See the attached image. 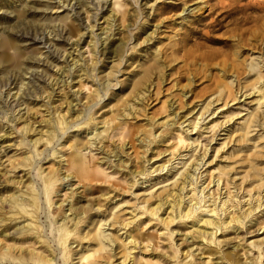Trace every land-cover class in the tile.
Instances as JSON below:
<instances>
[{"label":"rangeland","instance_id":"rangeland-1","mask_svg":"<svg viewBox=\"0 0 264 264\" xmlns=\"http://www.w3.org/2000/svg\"><path fill=\"white\" fill-rule=\"evenodd\" d=\"M216 1L0 0V197L3 199L6 196L7 190L9 191L7 192V196L9 194H13L14 197L18 196L20 186L13 184L16 182L28 181L26 184L31 183L36 188L40 205L39 224L43 230L44 241H48L50 250L53 249L55 251L56 264H66L61 258L64 248L57 245L58 237L56 233V228L62 223L63 218L61 216L57 217L54 226L53 220L56 215H53L52 210H50L52 208H48L47 206L42 193V183L37 177V170L42 168V171L47 173L53 164L55 167L57 166L56 163L59 159L64 161V154L67 155L69 152L67 145L70 140L74 141L77 138L83 140V148L79 153L84 158L88 168L98 178V181H93L88 186L93 185L99 188L91 192L86 191L89 188L83 191L84 189L80 185L78 186L75 180L69 176L67 180L71 181V184H74L71 188L77 192L73 199L79 197L77 200L79 204L85 205L89 201L92 202V200L98 199L107 190H112L113 192H110L109 195H116V198L112 199L110 204H107L109 211L111 210L112 213H116L119 210L121 212H128L129 209L127 208H130L134 203H138V201H135V198L151 196L163 187H168L179 178L182 171H185L188 167L190 169L193 163L197 165L193 164L194 166H192L189 175H193L192 188H196V193L198 192L196 196L197 203L200 202L199 205H195V209L202 206L205 199L207 201L211 198L210 194L213 190L217 189V186L218 191L221 193L220 199L225 198L226 190L222 187V181L217 183L216 180L218 177L216 168H223L228 164L231 167L232 163L239 158H244V162L249 163L251 156L257 154L260 159L254 164L258 169V177L264 181V105H258V93H251L250 95L242 96L239 100L229 102L227 107H224L223 112L228 109L226 114L220 112L221 109H217L212 116V114H209V111V113L203 116V121H198L196 129L193 128L202 109L218 93H207L202 99L195 97V95L197 96L203 90L208 91V76L212 79L218 78L217 76L220 73L215 65L219 64V61L223 57L224 59L231 57L232 60H236L237 58L232 53L233 51L240 52L241 57L239 60H236V63L241 66V69L244 71L243 74L238 78L235 77L236 75H232L225 80V82L232 83L233 90H236V92L240 89H243L241 93L244 92L245 89L241 87H244L247 83L254 82L257 78L261 77L260 84L264 82V37L263 41L259 42L258 45L253 47L247 46L251 42L248 39L252 40V37L249 33H246L244 36L245 42L243 43L245 44L244 48H234L228 56L225 54L229 50L220 45L197 41V44H202V46L196 49V47H192L191 41L186 44L183 43V39L189 37V28L196 27V30H201L200 23L198 22L199 16L203 13L207 14L210 5ZM219 1L224 2L225 6H228L230 3L229 0ZM246 5L250 9L259 8L264 5V0H242L239 3V6ZM167 6H176L177 9L164 13L163 9ZM198 9H202V11ZM111 11L113 13L109 19L108 15ZM121 13L125 14V21L123 23H121L119 17ZM214 17L215 15L212 18H208L205 22H210ZM231 28L230 26L227 29ZM247 29L249 32L253 28ZM110 30L114 32V36L110 37L103 46L99 47L105 37L103 33L110 32ZM224 31L222 29L217 33H210L209 35L221 40H231L228 37L231 34L229 32L223 34ZM236 41L237 38L234 39V44H236ZM94 43H96L97 53H94L92 50ZM104 48H109V50L115 49L118 54L115 57L109 54L105 55L106 57L102 56L100 55V51L103 52ZM173 50L178 51L173 52ZM156 52H160L164 69L161 70L160 68V73L154 74L153 72L150 79L146 82V86L149 87L148 92H145L143 95L140 94L138 96L139 99L134 101L133 108H130V113L125 117L121 116L118 118L119 120H114L110 125L111 129L99 141L95 140V144L89 141L90 143L88 142L89 144H87L86 140L89 139L87 133L75 132L76 127H74L67 130L65 134L57 131L56 139L51 145H42L43 140H41V143L36 147L39 152L42 151L43 153L40 157L32 149L30 150L29 147H31L32 143H30V146H27V142L34 141L36 137H39L37 133L41 130H46L44 129V121L51 119L53 114L56 115V113L60 112L61 115L66 116L67 121H70V116H76L77 114L80 116V119L83 116L85 118L88 114L96 112L95 117L98 119H111L118 114L117 112H122L123 106H118L115 111H112V105L117 99L125 98L130 94L134 84L142 76V70L154 63V54ZM93 53L96 56L97 62H99L91 70L92 72L90 71L91 76L96 78L94 83L91 80L85 82L84 79L80 80L77 77L72 81L69 79L68 83L70 81L71 83L67 86L62 83L65 80L66 72L77 59H80L82 64L87 62L86 64L91 66L94 60ZM188 53L193 54L192 56L195 57L194 65L191 69L189 68V64L192 63ZM218 53L219 57L214 61L206 62L201 60L203 57L209 58L213 54ZM220 54L224 56L222 57ZM250 65L254 66L255 71L248 75L247 70ZM189 69L197 71L195 79H193ZM188 78L193 81L195 80L193 90L192 92L185 93L184 97L181 98L180 88L187 84ZM124 84L125 87L123 88ZM96 89L101 96L99 103L97 102L98 104L89 109L87 107L88 110H85L82 114L80 111L84 110L82 105L85 104L86 97L95 95ZM182 90L185 91L186 89L182 87ZM111 92L117 93L116 98L111 95ZM15 95L16 97H14ZM237 96H239V93ZM140 98L143 101L139 102ZM71 101L72 103L69 107L68 103ZM182 103H184V106ZM219 104L220 102L214 104L211 108H218ZM101 105L105 107L99 109ZM170 105H172L171 108ZM193 106L194 108H192ZM68 108L72 109L67 112ZM191 108L193 109L192 113L188 115V110ZM78 109L79 112L74 114ZM174 113L179 115V117L185 116L178 123L185 122L180 126L178 124L171 126L174 129L178 127L177 130L173 131L172 137L176 138L177 135H181L187 138L182 148L178 147L173 151L176 156L179 154V156H175V160L173 159L174 157L172 158V155H169L171 151L169 149L175 142L172 139L166 141L167 137H165L164 142L156 145L151 144L148 147L150 150L147 148L148 151L143 146L148 145L149 139H146L142 146L139 144V141L144 138L142 136L144 130L150 129L147 124L148 118H155L154 122L157 123L169 121L170 125ZM255 113L260 116V123L257 127L250 129V132L245 135L247 138L242 137L240 129L243 127L245 119L250 114ZM179 117L175 118V122ZM196 117L197 119L195 120ZM199 126L201 128L197 131ZM25 127L28 129L29 127L32 128L34 132L29 131L25 137V145H20L19 143L22 139L21 130ZM164 131L165 128L159 130L154 135L155 139H158ZM230 134H232L231 138ZM71 135L76 137L67 141V138ZM139 137L140 139H138ZM132 139L138 140V142L134 143L136 145L135 152H133L130 144H128ZM122 146L128 152V155L131 156L133 170L137 167H146L147 169L150 168L149 171H153L162 164H164L165 168L162 171L158 170L149 174L147 178H144L145 176L136 177L135 181L138 180L136 186L131 191L124 192L122 189H125L126 181L131 177L127 176L123 168L119 169V172H115V168H110L109 162V160H114L111 157L114 154L112 152L119 150ZM179 148L180 152L178 153L177 150ZM52 150L59 152L58 159L53 160L54 158L50 156ZM166 150L169 151L166 152ZM160 152L162 154L157 156ZM60 153H63V156ZM204 154L205 157L203 158ZM44 156L45 158L42 159ZM60 156L62 157L60 158ZM218 156L219 158L217 159ZM201 157L203 161H201ZM25 158L30 159L31 168L29 170L22 167ZM147 159L149 161L145 163ZM220 159L221 162L217 163ZM117 160L118 158L114 160V164L117 163ZM121 160L126 161V158L121 156ZM167 160L170 161L167 162ZM211 160L213 161L212 164H208ZM129 162L127 161L125 164L126 169L130 168L131 163ZM210 165L214 166L209 168L211 167ZM234 165L237 172L233 169L230 171L232 178H235L234 181L237 184H242L243 181L241 186L242 188L245 187V190L242 193V190L236 192V189H230V192L232 195L237 194V197L241 194L245 196L246 189L255 186L257 183L251 185L250 178L246 180L243 178L241 180L240 177H244L246 174L241 172L247 171L248 168H240L238 162H235ZM195 168H197V171L194 173ZM120 170L122 171L120 172ZM252 172V170L248 171L247 177H250ZM62 174H64V171H62ZM199 176L200 179L197 178ZM212 176H215V178L213 177L214 183L204 189L210 181L209 177ZM213 185L214 187H212ZM232 187L230 186V188ZM69 188L67 185L61 186L60 192L56 194L57 197L53 199V203L57 202L59 204L62 200H66L68 203L71 197L69 196L71 191L67 190ZM263 188L264 185L260 186L259 191ZM263 195L264 190L261 196ZM261 196L258 197L255 194L254 198L258 197L262 200ZM248 199L249 197L247 196L241 202ZM66 202H64V205H66ZM57 204L55 205L56 207ZM207 204L206 206H208ZM140 207V205H137V212L140 211ZM7 209V206L3 207L0 216L3 217ZM66 214L68 215L69 212ZM259 217V221L262 222L264 220L262 213H259L254 219ZM70 218L71 216L68 219ZM109 218H107L106 213L103 219H93L86 225L82 235L84 236L93 229L104 231L105 235H109L107 236V244H109L107 249H113V252L118 253L120 249L117 248L118 244L113 239L116 234L112 231L113 228L108 226L110 223ZM103 222L106 223L105 226L102 225ZM23 224H26V221L23 219H18L10 224L9 228L11 230H9V233H13V238L17 237H14V233ZM13 225H15L14 229H12ZM67 225L71 226V222ZM149 227L147 226V222L143 225V230L146 231V234H160V231H154L158 229L157 227L156 229H149ZM263 229L264 227L260 230L259 234L264 231ZM2 231L3 227H0V234ZM124 232L120 231V234H118L121 235ZM189 232L190 230H185L181 227L173 235L175 242L182 235L189 236ZM123 235L122 238H125V234ZM251 236H254V234H241V237H245V239L239 243L244 242L249 237L248 242L256 239L251 238ZM235 237V235L229 234L225 237V240H234L235 243L240 241L239 239H235ZM261 238H264V234L259 237V239ZM6 239H8L7 244L12 245L13 241L8 237ZM163 243L167 242L164 241ZM23 245L25 248L28 247L27 243ZM75 246L76 243L72 245V248ZM145 246L146 244H137V249L134 251L136 261L134 264H147L151 260L149 257L150 252L144 250ZM83 247H85L83 249L84 252V250H87V245L83 244ZM75 249L77 250L78 247ZM194 254L197 253L194 252ZM82 255L83 253H79L74 256L70 264H81L79 260ZM250 256L256 257V253L252 252ZM0 264H5V262H0Z\"/></svg>","mask_w":264,"mask_h":264},{"label":"bare ground","instance_id":"bare-ground-1","mask_svg":"<svg viewBox=\"0 0 264 264\" xmlns=\"http://www.w3.org/2000/svg\"><path fill=\"white\" fill-rule=\"evenodd\" d=\"M241 1L242 0H229V5L225 6L224 2L217 0L214 4L210 5L208 13L206 14L202 12L203 14L201 13L202 15L199 16L198 22L200 23L201 30H196V27L189 28V37L183 39V43L186 44L191 41L190 43H192V47H196V49H199L202 46V44H197V41L220 45L226 50H229L225 54L226 56H228L230 54V51L234 48H244L245 44L243 43L245 42L244 36L246 35V33H249V35H251L252 37V40L248 39V41L251 42L247 46L250 45L253 47L258 45L259 42L263 41L264 37V5L259 8L250 9L248 5L239 6V3ZM176 9V6H167L163 9V12L168 13ZM198 10L202 11V9ZM112 13V11L111 13H109V19L112 17ZM214 15L215 17L211 19L210 22H205L208 18H212ZM119 17L121 23H123L125 21V14L121 13ZM230 26L232 28L227 29ZM247 28L253 29L249 30L248 32ZM222 29L225 30L223 34L228 32L231 34L228 36L229 38H231V40H221L220 38H214V36L211 37L209 35L210 33H217ZM103 35L105 37L101 41L99 47L103 46L110 37H113L114 32L110 30V32H105L103 33ZM235 38H237L236 44H234ZM95 44L96 43H94V45L92 46V50L94 51V53L97 50ZM132 50L134 51V49ZM175 51L178 50H173V52ZM108 54L110 56L114 55L115 57L118 52L115 49L109 50V48H104L103 52L100 51V55L102 56ZM192 55L193 54L188 53V56L189 58H191L192 63L189 64L190 69L193 67L195 59V57ZM218 55L219 53L213 54L212 57H203L201 60L206 62L214 61L217 57H219ZM232 55L237 58L236 60H239V58L241 57L240 52L237 51H233ZM119 56H121V54H119ZM220 56L223 57L224 55L220 54ZM154 58V63L142 70V76L134 84L130 94L125 98H120L116 101L114 99L115 102L112 105V111H115L118 106H123L122 112H117L118 114H116L114 118L98 119L95 117L96 112H93L88 114L87 117L84 118L83 116L80 119V116L78 114L76 116L72 115L70 116L71 120L67 121L66 116L61 115L60 112L56 113V115L52 113V118L44 121V129L46 130H41L39 133H37L39 137H36L34 141L27 142V146H30V143H32L31 147H29L30 150L32 149L36 153V155L40 157L43 153L42 151L39 152L36 147L41 143V140H43L42 145H51L56 139L57 131H59L61 134H65L67 130H70L74 127H76L75 132L87 133V135L89 136V139L86 140L87 144H89L90 142H92V144H95V140L99 141L100 138L105 135L109 129H111L110 125L114 120L120 118L121 116L125 117L130 113V108H133L134 101L136 99H139L138 96L140 94L143 95L145 92H148L147 90L149 87L146 86V82L150 79L153 72L154 74L160 73L161 70L164 69L160 57V52H156L154 54ZM236 60H232L231 57H227L225 59L223 57L219 61V64L215 65L218 72L220 73V75L217 76L218 78L212 79L210 78V76H208V91L203 90L200 91L197 96L195 95V97H200L202 99V97H205L207 93H218L212 101L207 102L206 106L199 114V117L197 116L198 119L197 117L195 118V120L197 119V122L193 125L194 129H196L199 123L198 121H203V116L209 113V111V114H212V116L215 114V110L217 109H221L220 112H223L224 107H227L229 102L239 100L242 96H247L251 93H258L259 98L257 100V103L258 105H264V82L261 84L259 83L261 77L257 78L254 82L247 83L244 87H241L245 89V91L242 93L241 91L243 89H240L236 92V90H233L232 83L225 82V80L232 75H236L235 77L238 78L243 74L244 71L241 69L240 65H237ZM86 63L87 62H84L82 64L81 60L77 59L73 63L72 67L69 68V70L66 72L65 80L62 83L67 86L76 77L80 78V80L84 79L85 82L87 80H91L94 83L96 81V78L92 77L90 73L92 72L91 70L95 68V66H97V63H99L97 62L95 54L92 65L88 66ZM204 66L206 67V65ZM190 69L189 72H191L193 79H195L197 76V71H193V69ZM254 71V66L250 65L248 67L247 74L249 75ZM69 79H71V81L68 83ZM193 83H195V80L193 81L190 78L187 79V84L185 86H182L186 90L184 91L182 90V87L180 88L181 98L184 97L185 93L192 92L194 87ZM124 87L125 84L123 88ZM123 88L121 86V90ZM238 93L239 96H237ZM16 95L14 97H16ZM111 95L116 98L117 93L111 92ZM100 97L101 96L96 89L95 95L86 97V102L84 105H82V107H84V110H81L80 112L83 114L85 110H88L95 104H98L101 99ZM79 101L81 102V100ZM140 101H143V99L139 100V102ZM218 102H220L218 108H211ZM71 103L72 101L68 103L69 107ZM182 104L184 106V103ZM103 107L105 106L101 105L99 109H102ZM171 107L172 105H170V108ZM192 108H194V106ZM192 108L188 110V115L192 113ZM71 109L72 108H68L67 112H69ZM227 110L228 109H226L223 114H226ZM78 112L79 109L75 111L74 114ZM176 117H179V115L174 113V117L171 119L170 125L169 121L166 123H157L154 122L155 118H148L147 124L150 129L144 130V132L142 133V136H144V138L139 141V144L142 146L143 143H145L146 139H149V143H147L148 145L143 146L147 149L149 146H151V144L156 145L160 142H164L163 140L165 137H167L166 141L172 139L175 142L169 149L171 150L169 155H172V158L174 157L173 159L175 160L176 155L173 151L178 147L182 148L187 140L185 136L182 137L181 135H177L176 138L172 137L173 131L175 129L177 130L178 127L174 129L171 126H173L174 124H178V126H180L185 122L182 121L178 123V121L185 116L179 117V119L175 122ZM259 118L260 116H258V114L256 113L250 114L245 119L243 127L240 129V131H242L240 135L242 137H245V135L250 132V129L252 127H257L260 123ZM201 126L198 127L197 131L200 130ZM162 128H165V131L160 134L158 139H155L154 135ZM29 131L34 132L30 127L29 129L25 127L21 130L22 139L19 143L20 145H25V137ZM75 137L76 136L71 135L67 138V141ZM231 137L232 134H230V138ZM245 138H247V136ZM138 139H140V137ZM129 142L130 143L128 144H130L131 149L133 150V152H135L136 145L134 143L138 142V140L132 139ZM82 148V139L77 138L74 141L70 140L68 141L67 145V149L69 152L67 155L64 154V161H61V159H59L56 163V167L54 164L52 166L50 165L51 167L49 169L47 168V173L42 171V168H39L37 170V177L42 183V193L45 197L47 206L48 208H52L50 209L52 210L51 212H53V215H56L55 219L53 220L54 226L56 224L55 220L57 219V217L61 216L63 218L62 223L56 228V233L58 237L57 245L64 248L61 258L62 261L66 264H70L73 260V257L78 255L79 253H83L79 260L81 264H134L136 263L134 251L135 249H137V244H146L144 250L150 252L149 257L151 258V260L147 262V264H264V238L259 239V237L264 234V231L259 234L260 230L264 227V220L260 222V217L254 219L259 213H262V216H264V195L261 196L264 188L259 191L260 186L264 185V181L262 178L258 177V169L254 164L260 159L257 154H253L251 156V158L249 159V163H245L244 158H239L237 161H235L238 162L240 168H248L247 171L241 172L246 173L244 177H240L241 180H243V178L245 180L247 178H250L251 185L253 183H257L255 186L246 189L245 196H242L241 194L239 197H237V194L232 195V193L230 192V189H236V192L242 190V193H244L245 190V187L242 188L241 186L243 184V181L242 184H237L234 181L235 178H232V174L230 171L232 169L235 171L237 170L235 166L236 164L234 165L235 162H233L231 167H229L230 164H228L223 168H216V170L218 171V179L216 178V180L217 183L222 181V187H224V189L226 190L225 198L220 199L221 193L218 191L217 186V189L215 191L213 190L210 194L211 198L207 201H205V199L204 204L198 209H195V205H199L200 202L197 203L196 196L198 192L196 193V188H192L193 175H189L192 166L197 165L193 163L194 165H189L190 169L188 167L185 171H182L183 173L181 172L179 178H177V180L174 179L175 181L168 187H163L160 191L155 192L151 196L148 195L143 196L142 198H135V201H138V203H134L130 208H127L129 209L128 212H121L119 210L116 213H112L111 210L109 211V207H107V204H110L112 199L116 198V195H109L110 192H113L112 190H107L104 194H101L98 199L92 200V202L89 201V203H86L85 205L79 204V202L77 201L79 197H75L73 199L74 195L77 194V192H75V190L71 188L74 184H71V181L67 180L69 176L71 177V179L75 180L78 186L80 185L84 189L83 191L88 188L89 189L86 190L88 192L99 189L93 185H91L90 187L88 186L93 181H98V178L96 174H94V172L88 168V166L85 164L84 158L79 153ZM180 148L177 150L178 153L180 152ZM169 150H166V152ZM112 153L114 154L111 157L114 158V160L118 158V160L115 164L114 160H109L110 168H115V172H119L118 170L123 168L125 169L124 172L127 174V176L131 177L126 181L125 189H122L124 192H129L136 186L138 181H135L136 177L145 176L144 178H147V176L149 177V174H152L158 170L162 171L165 168L164 164H162L155 168L153 171H149L150 168L147 169L146 167H137L133 170L131 156L128 155V152L125 151L123 146L120 147L119 150L113 151ZM58 154L59 152L52 150V154L50 156L54 158L53 160H55L59 158L57 157ZM161 154L162 152L158 153L157 156ZM61 155L63 156V153ZM45 156L42 159H44ZM62 156H60V158ZM121 156L125 157L126 161H122ZM177 156H179V154ZM204 157L205 154L203 158ZM235 157H237V155H235ZM203 158L201 161H203ZM218 158L219 156L217 157V159ZM127 161H130L129 163L131 164L129 166L130 168L126 169L125 164ZM148 161L149 159L145 160V163H147ZM169 161L170 160H167V162ZM212 162L213 161L211 160L210 162H208V164H212ZM218 162H221V159L217 161V163ZM214 165H216V163H214ZM213 166L209 168H212ZM22 167L27 168L28 170L31 168L29 158H25V162L22 163ZM250 170H252L253 172L250 177H247V172ZM62 171H64V174H62ZM121 171L122 170H120V172ZM195 171H197V168L194 169V173ZM213 177L215 178V176L209 177L210 181L204 189L208 188L210 184L214 183ZM197 178L200 179V176ZM27 182L28 181H20L13 183L20 186L18 196L14 197L13 194H9L7 196V192H9L7 190L6 196L3 199L0 197V212L2 211L3 207L5 208L7 206L8 208L3 217L0 216V227H3V231L0 234V262H5V264H56L54 256L55 251H53V249L50 250L48 241H44L42 235L43 230L41 225L39 224L40 205L38 191L33 185H31V183L26 184ZM66 185L70 187L69 189H67L71 191V193L69 192V196H71L70 201H68L67 203L66 200H62L59 204H57V202L53 203V199L57 197L56 194L60 192V187H64ZM230 186L233 187L230 188ZM244 186H246V184H244ZM212 187H214V185ZM255 194H257L258 197L261 196L262 200H260L258 197L255 199ZM247 196L249 197V199L241 202V200ZM64 202H66V205H64ZM56 204L57 207L55 206ZM206 204L208 206H206ZM137 205L141 206V209L138 212L136 209ZM67 212H69L68 215L66 214ZM106 213L107 218L111 217L109 218L110 223L108 226H111L113 228L112 231L116 234L115 238L113 239H115L114 241L118 244L117 248L120 249L118 253L113 252V249H107V247L109 246V244H107V236L109 235H105L104 231L93 229L84 236L82 235L84 228L89 224V222H91L95 218L103 219ZM69 216H71L70 219H68ZM143 216L144 219L142 220ZM18 219H23L24 221H26V224L18 227V231L16 230L14 233V237H17L13 238V233H9V230H11L9 226L12 222ZM69 222H71V226L67 225L69 224ZM104 222L102 225L105 226L106 223ZM146 222L147 226H150L149 229H156L157 227L158 229L154 231H160V234H146V231L143 230V225ZM12 227V229H14L15 225H13ZM181 227H183L185 230H190L189 236L182 235L180 238L176 239L175 242V238H173V235L176 234ZM120 231H125L123 233L125 234V238H122L123 234L119 235ZM229 234L235 235V239H239L240 241L235 243L234 240H225V237H227ZM241 234H254V236H251V238L256 239L248 242V240L250 239L249 237V239H246L244 242L239 243L245 239V237H241ZM7 237L13 241V243H11L12 245L7 244ZM161 239L163 240L161 241ZM189 239L190 241H188ZM164 241H166L167 243L164 244ZM25 243L28 244V247L26 248L23 245ZM75 243L76 246L72 248V245ZM83 244L87 245V250H84V252L83 249L85 247H83ZM37 245L39 246L37 247ZM76 247H78L77 250L75 249ZM194 252H196L197 254H194ZM252 252L256 253V257L250 256Z\"/></svg>","mask_w":264,"mask_h":264}]
</instances>
